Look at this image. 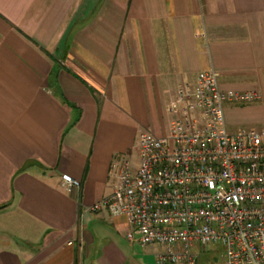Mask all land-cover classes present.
<instances>
[{
  "label": "crops",
  "instance_id": "0c3cea01",
  "mask_svg": "<svg viewBox=\"0 0 264 264\" xmlns=\"http://www.w3.org/2000/svg\"><path fill=\"white\" fill-rule=\"evenodd\" d=\"M203 71L260 96L225 103L230 131L264 129V0H0V264H158L87 207Z\"/></svg>",
  "mask_w": 264,
  "mask_h": 264
},
{
  "label": "built area",
  "instance_id": "2783aa9c",
  "mask_svg": "<svg viewBox=\"0 0 264 264\" xmlns=\"http://www.w3.org/2000/svg\"><path fill=\"white\" fill-rule=\"evenodd\" d=\"M259 98L223 93L215 71L182 84L169 134L142 133L137 162L114 161L112 193L87 209L125 218L130 243L165 248L158 264H198L196 249L210 244L223 248L225 264H264V129L230 131L224 115L226 102Z\"/></svg>",
  "mask_w": 264,
  "mask_h": 264
},
{
  "label": "rangeland",
  "instance_id": "374dc122",
  "mask_svg": "<svg viewBox=\"0 0 264 264\" xmlns=\"http://www.w3.org/2000/svg\"><path fill=\"white\" fill-rule=\"evenodd\" d=\"M133 161L137 162L136 159H133ZM149 247L155 248V258L157 257L158 253L165 251V248L158 245ZM196 251L198 254V264H225V253L223 248L219 245L210 244L204 247H198Z\"/></svg>",
  "mask_w": 264,
  "mask_h": 264
}]
</instances>
